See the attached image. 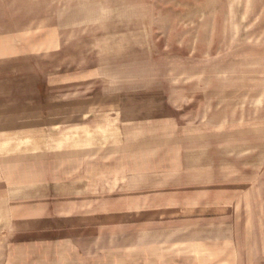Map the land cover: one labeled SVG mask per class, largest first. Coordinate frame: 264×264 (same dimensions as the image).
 <instances>
[{
  "label": "crops",
  "instance_id": "1",
  "mask_svg": "<svg viewBox=\"0 0 264 264\" xmlns=\"http://www.w3.org/2000/svg\"><path fill=\"white\" fill-rule=\"evenodd\" d=\"M62 2L0 0V264H96L129 219L165 229L150 236L169 264L264 260V124L204 104L144 140L68 57L77 6Z\"/></svg>",
  "mask_w": 264,
  "mask_h": 264
},
{
  "label": "rangeland",
  "instance_id": "2",
  "mask_svg": "<svg viewBox=\"0 0 264 264\" xmlns=\"http://www.w3.org/2000/svg\"><path fill=\"white\" fill-rule=\"evenodd\" d=\"M72 1L79 48L68 57L80 69L95 68L96 90L120 97L144 140L168 138L172 124L197 120L204 104L207 114L216 103L223 115L264 124V0ZM135 223L111 229L114 238L125 232L126 241L112 243L110 258L96 264L170 263L164 244L150 236L165 229ZM136 231L143 243L135 242Z\"/></svg>",
  "mask_w": 264,
  "mask_h": 264
}]
</instances>
